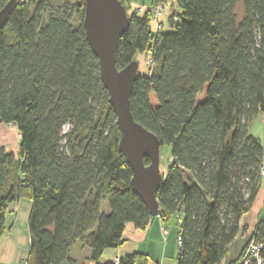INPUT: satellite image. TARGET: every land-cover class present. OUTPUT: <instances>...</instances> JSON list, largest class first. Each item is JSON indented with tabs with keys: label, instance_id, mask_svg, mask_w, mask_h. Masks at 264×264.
Returning <instances> with one entry per match:
<instances>
[{
	"label": "trees",
	"instance_id": "trees-1",
	"mask_svg": "<svg viewBox=\"0 0 264 264\" xmlns=\"http://www.w3.org/2000/svg\"><path fill=\"white\" fill-rule=\"evenodd\" d=\"M9 1L0 0V10ZM174 2L161 29L150 11L130 15L116 65L151 58L150 72L134 83L131 111L170 147L157 216L180 219L177 264H222L261 187L264 147L250 126L264 119V0ZM83 18L84 1L18 0L0 32V125L20 134L18 158L0 149V239L8 206L31 201L26 264H74L79 243L96 264H115L100 261L123 243L126 225L144 229L156 217L132 191ZM251 236L264 256V216ZM119 264L148 257L132 253Z\"/></svg>",
	"mask_w": 264,
	"mask_h": 264
},
{
	"label": "water",
	"instance_id": "water-1",
	"mask_svg": "<svg viewBox=\"0 0 264 264\" xmlns=\"http://www.w3.org/2000/svg\"><path fill=\"white\" fill-rule=\"evenodd\" d=\"M18 0H10L0 10V32L6 26ZM131 17L120 0H84L83 26L89 46L98 58L101 81L107 90L120 128L119 150L132 169L130 185L152 216L159 213L158 192L164 183L160 170L161 142L151 131L137 123L131 111V95L139 74L132 61L119 70L116 56L119 41ZM149 159L146 165L144 159Z\"/></svg>",
	"mask_w": 264,
	"mask_h": 264
},
{
	"label": "crops",
	"instance_id": "crops-1",
	"mask_svg": "<svg viewBox=\"0 0 264 264\" xmlns=\"http://www.w3.org/2000/svg\"><path fill=\"white\" fill-rule=\"evenodd\" d=\"M250 133L264 147V119L257 118L250 126ZM1 149V148H0ZM8 152L7 150H5ZM31 201L21 199L11 203L6 213V229L0 239V264H23L30 250L28 219ZM264 216V162L259 194L244 219L246 230L241 232L229 248L225 261H236L251 237L258 220ZM167 229L168 233H164ZM180 227L175 220L164 222L159 216L151 219L144 229L128 223L123 233V243L114 249L104 251L101 263L113 262L132 253H143L148 257V264H177L180 252L178 244ZM88 246L76 244L71 257L74 264H96L90 258ZM225 263V262H224Z\"/></svg>",
	"mask_w": 264,
	"mask_h": 264
},
{
	"label": "rangeland",
	"instance_id": "rangeland-1",
	"mask_svg": "<svg viewBox=\"0 0 264 264\" xmlns=\"http://www.w3.org/2000/svg\"><path fill=\"white\" fill-rule=\"evenodd\" d=\"M83 2L84 0H80ZM128 6V14H139L142 15L146 11L151 12V22L154 30L158 28V25H163L166 27L168 25V20L176 11L177 5L174 0H167L166 3H159L154 6L152 4V0H124ZM160 10L161 15L156 17V12ZM237 14L239 18L243 15L242 5H238ZM135 61L139 63V72L141 74L149 73L151 70V58L148 53L138 54L135 58ZM68 127H65V131H67ZM0 148L7 150L8 152L13 153L17 158L19 157V149H20V134L15 125L3 124L0 125ZM172 157L170 154V147L167 145H161L160 147V170L162 173H166V168L171 162ZM108 208L105 211L108 212ZM179 225V223H177ZM164 233H168L167 229L163 230ZM226 259V258H225ZM225 262V263H224ZM222 264H228L227 261H223Z\"/></svg>",
	"mask_w": 264,
	"mask_h": 264
},
{
	"label": "built area",
	"instance_id": "built-area-1",
	"mask_svg": "<svg viewBox=\"0 0 264 264\" xmlns=\"http://www.w3.org/2000/svg\"><path fill=\"white\" fill-rule=\"evenodd\" d=\"M160 15L161 13L159 10L158 12H156V17ZM161 27H162L161 25H158L157 29H161ZM178 223H180V219L178 220ZM178 244L179 246L181 245L180 237L178 238ZM262 250H263V245L257 243L254 240V238L251 236L235 264H264V256L262 254ZM113 262L115 264H119L120 259L116 258L114 259ZM23 264H26V262H24Z\"/></svg>",
	"mask_w": 264,
	"mask_h": 264
}]
</instances>
